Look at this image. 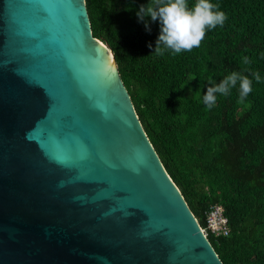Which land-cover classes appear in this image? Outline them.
Returning <instances> with one entry per match:
<instances>
[{
  "label": "water",
  "instance_id": "obj_1",
  "mask_svg": "<svg viewBox=\"0 0 264 264\" xmlns=\"http://www.w3.org/2000/svg\"><path fill=\"white\" fill-rule=\"evenodd\" d=\"M0 264H224L86 0H0Z\"/></svg>",
  "mask_w": 264,
  "mask_h": 264
},
{
  "label": "trees",
  "instance_id": "obj_2",
  "mask_svg": "<svg viewBox=\"0 0 264 264\" xmlns=\"http://www.w3.org/2000/svg\"><path fill=\"white\" fill-rule=\"evenodd\" d=\"M149 2L86 0L94 37L114 52L151 143L203 229L223 207L229 235L208 233L220 259L264 264V0H211L227 15L223 26L176 55L154 54L160 21L137 15ZM234 71L253 80L252 92L241 101L238 82L208 109V87Z\"/></svg>",
  "mask_w": 264,
  "mask_h": 264
},
{
  "label": "clouds",
  "instance_id": "obj_3",
  "mask_svg": "<svg viewBox=\"0 0 264 264\" xmlns=\"http://www.w3.org/2000/svg\"><path fill=\"white\" fill-rule=\"evenodd\" d=\"M220 7L211 0H196L193 5L189 4V0H151L140 7L137 15L141 20L151 17L152 21H160L161 31L154 54L164 55L165 51L171 50L176 55L182 50L198 48L205 38L206 30L214 29L217 25L223 26L227 15L220 11ZM248 62L245 57L244 63ZM253 76L257 82L260 80L258 72L253 73ZM238 82L240 100L243 101L253 90V80L234 71L220 83L208 87L207 93L203 95V102L208 109L216 104L217 93L227 95Z\"/></svg>",
  "mask_w": 264,
  "mask_h": 264
},
{
  "label": "built area",
  "instance_id": "obj_4",
  "mask_svg": "<svg viewBox=\"0 0 264 264\" xmlns=\"http://www.w3.org/2000/svg\"><path fill=\"white\" fill-rule=\"evenodd\" d=\"M206 236L208 233L215 235L228 236L230 228L228 226V219L224 216V209L222 206L217 205L212 208L207 217V227L203 229Z\"/></svg>",
  "mask_w": 264,
  "mask_h": 264
}]
</instances>
